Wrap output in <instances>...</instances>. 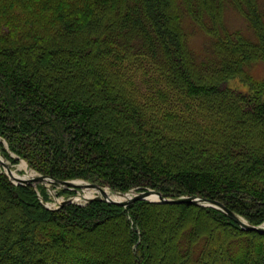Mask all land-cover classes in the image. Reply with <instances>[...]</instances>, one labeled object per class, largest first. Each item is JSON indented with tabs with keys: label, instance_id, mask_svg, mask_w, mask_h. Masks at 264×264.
I'll return each instance as SVG.
<instances>
[{
	"label": "trees",
	"instance_id": "trees-1",
	"mask_svg": "<svg viewBox=\"0 0 264 264\" xmlns=\"http://www.w3.org/2000/svg\"><path fill=\"white\" fill-rule=\"evenodd\" d=\"M224 1L0 0V136L39 174L206 197L260 225L242 211L264 205V78L247 71L264 62V5L227 0L250 38L225 28ZM183 13L211 57L195 59ZM31 187L2 170L0 264H264V233L218 208L227 224L203 229L187 213L202 205L49 209Z\"/></svg>",
	"mask_w": 264,
	"mask_h": 264
},
{
	"label": "rangeland",
	"instance_id": "rangeland-1",
	"mask_svg": "<svg viewBox=\"0 0 264 264\" xmlns=\"http://www.w3.org/2000/svg\"><path fill=\"white\" fill-rule=\"evenodd\" d=\"M259 5H264V0H258ZM224 6L221 11V20L225 28L230 32L239 31L244 33L246 36L253 38V29L250 26L249 22L241 15L234 5L230 1H224ZM178 8L181 7L179 0H177ZM182 9V8H180ZM183 10V9H182ZM205 21L209 23L208 17H204ZM181 27L186 34V43L191 52H193L194 57L197 61H201L206 57H211V44H212V37L206 33V31L198 25V23L190 16L188 13H183L180 18ZM247 71L254 77V78H264V62H257L251 65L247 69ZM227 85L230 88H234L241 91L249 90V87L244 81H242L239 77H231L227 80ZM0 148L6 150L9 160H6L0 153V156L4 161H6L11 168V170L18 176L23 177L25 176L26 172L31 171L33 173H37L35 170L28 167L27 162L19 158V156L8 147V144L4 138L0 136ZM24 162L26 164V169L24 167H20V164ZM2 170L5 172L4 168L0 165ZM0 168V174L2 172ZM63 173H71L68 169L62 168ZM10 179V178H9ZM11 180V179H10ZM80 180V179H75ZM14 184L15 181L11 180ZM64 187L53 186L48 183H33L32 187L30 188L33 190L41 202L49 209H56L60 207L59 202L61 200L71 199L69 204L76 205L79 207H86L89 204V201H84V195L87 191L96 192L95 190H90L89 188H73V189H66L63 191ZM70 190V191H69ZM47 195V198H43L42 194L44 193ZM108 191L111 194H114L110 188ZM95 195V194H94ZM55 205V206H54ZM105 206V205H104ZM215 207L213 206H204V211H200L199 209H187V213L192 218L194 224H196L199 228L205 229L206 227H216L227 224L224 222L223 217H221L218 212L214 210ZM245 215L251 218L253 221L260 223V225L264 226V205H258V207H251L248 206L245 210L242 211ZM221 224V225H220ZM227 227V226H225ZM207 229V228H206ZM228 230L230 232H234V227L228 226ZM202 242L197 244L196 251L198 252L201 249Z\"/></svg>",
	"mask_w": 264,
	"mask_h": 264
},
{
	"label": "water",
	"instance_id": "water-1",
	"mask_svg": "<svg viewBox=\"0 0 264 264\" xmlns=\"http://www.w3.org/2000/svg\"><path fill=\"white\" fill-rule=\"evenodd\" d=\"M0 165L4 168L6 175L16 184H33L36 182L39 183H48L50 185L55 186H63L65 188L73 189V188H89L95 190V196L86 197L85 201H90L92 199H101L107 202L116 203L122 206H128L129 204L138 201V200H146L149 202H160V203H172V204H196L202 206H213L215 208L221 209L225 212L232 220L238 223L242 228L247 230H254L259 233H264L263 225H251L247 221H245L242 217L229 210L222 202L209 199L206 197L196 196V195H186L178 198H167L162 196V194L153 189H145L142 191L130 190L126 192H115L113 195L115 197H111V193L108 191V187L106 185H99L96 183H90L84 180H58L54 179L49 175H42L34 173L33 176L28 177H20L15 175L14 172L9 167L8 163L2 159L0 156ZM71 199L63 201L60 203L64 205L69 203ZM58 208V207H57ZM56 208V209H57ZM55 209V208H54Z\"/></svg>",
	"mask_w": 264,
	"mask_h": 264
},
{
	"label": "bare ground",
	"instance_id": "bare-ground-1",
	"mask_svg": "<svg viewBox=\"0 0 264 264\" xmlns=\"http://www.w3.org/2000/svg\"><path fill=\"white\" fill-rule=\"evenodd\" d=\"M20 167H24L25 169H26V164L24 163V162H22L21 164H20ZM15 174V173H14ZM16 175V174H15ZM34 175V173L33 172H31V171H28V172H26V174H25V177H28V176H33ZM91 190V189H90ZM94 194H96L95 192H94ZM93 193H92V191L90 192V191H87V193L84 195V197L86 198V197H90V196H93L94 195ZM111 195V197H115V195H113V194H110ZM85 201V200H84ZM55 206V205H54Z\"/></svg>",
	"mask_w": 264,
	"mask_h": 264
},
{
	"label": "built area",
	"instance_id": "built-area-1",
	"mask_svg": "<svg viewBox=\"0 0 264 264\" xmlns=\"http://www.w3.org/2000/svg\"><path fill=\"white\" fill-rule=\"evenodd\" d=\"M85 199V198H84ZM61 201H63V200H61ZM61 201L59 202V204L61 203Z\"/></svg>",
	"mask_w": 264,
	"mask_h": 264
}]
</instances>
